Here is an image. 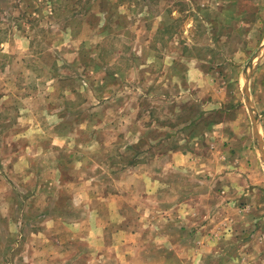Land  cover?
<instances>
[{
  "label": "rangeland",
  "instance_id": "rangeland-1",
  "mask_svg": "<svg viewBox=\"0 0 264 264\" xmlns=\"http://www.w3.org/2000/svg\"><path fill=\"white\" fill-rule=\"evenodd\" d=\"M254 116L264 0H0V264H264Z\"/></svg>",
  "mask_w": 264,
  "mask_h": 264
},
{
  "label": "crops",
  "instance_id": "crops-1",
  "mask_svg": "<svg viewBox=\"0 0 264 264\" xmlns=\"http://www.w3.org/2000/svg\"><path fill=\"white\" fill-rule=\"evenodd\" d=\"M260 126L258 124V132H259V135L257 136V134L255 133L256 131V127H255V123L253 125V130H254V133H255V140H257V137H258V140H257V145L259 146V144H262V146H264V139L260 133ZM188 158V155L184 154L183 152H176V157L175 159L177 160V164H182L184 162L185 159ZM179 162V163H178ZM225 192V191H224ZM250 198L253 199V197H255V199L258 200V196L257 194L256 195H253V192H250ZM248 203L246 204H242L241 203V211H245V212H248V211H252V210H255L257 209V207L255 205H253V203L251 202V200L247 201ZM236 205V204H235ZM258 210V209H257ZM255 217V218H254ZM253 217V221L255 222V227L258 228V226L262 225L264 227V213H255V216ZM225 223H229L227 220H224ZM256 232L258 234H260V239H263V235H264V228H262L261 230H256Z\"/></svg>",
  "mask_w": 264,
  "mask_h": 264
},
{
  "label": "water",
  "instance_id": "water-1",
  "mask_svg": "<svg viewBox=\"0 0 264 264\" xmlns=\"http://www.w3.org/2000/svg\"><path fill=\"white\" fill-rule=\"evenodd\" d=\"M245 93H246V95H247V91H245ZM251 108V107H250ZM251 110H252V108H251ZM252 112H253V110H252ZM254 123H255V127H256V131H255V133L257 134V136L259 135V132H258V122H257V119H256V117L254 116ZM257 140H258V137H257ZM259 141V140H258ZM259 146H260V149L264 152V149H263V147H262V144H259Z\"/></svg>",
  "mask_w": 264,
  "mask_h": 264
}]
</instances>
